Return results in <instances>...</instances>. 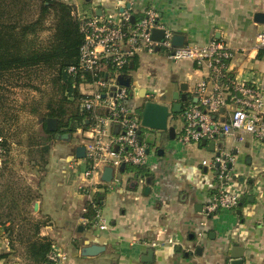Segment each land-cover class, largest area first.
<instances>
[{
  "label": "crops",
  "instance_id": "crops-1",
  "mask_svg": "<svg viewBox=\"0 0 264 264\" xmlns=\"http://www.w3.org/2000/svg\"><path fill=\"white\" fill-rule=\"evenodd\" d=\"M64 1L78 15L87 16L103 15L109 10L115 13L128 3L136 16L153 8L159 14V22L171 32V38L179 35L182 44L197 45L213 38L220 40L227 47L240 49L231 63L232 75L240 79L254 75L257 80L264 76V48L254 47L256 33L264 29V18L262 22L255 21L254 15H264V0ZM162 50L156 48L153 53ZM141 52L151 54L140 51L134 56L137 63L131 60L126 69L134 82L132 106L141 113L140 106L146 99L171 105L173 93L180 90L182 83L187 84V97L181 110L188 100L198 102L194 88L207 76L206 69H197L190 60L194 76L190 82L186 69L175 67L180 60H171L164 51L166 64L159 71L157 87L150 88L149 76L156 70L145 65ZM139 70L148 76V84L137 80ZM140 88L145 89L144 97L139 94ZM229 108L222 107L212 116L225 120ZM180 112L167 122L175 128L174 139H169L164 131L152 143L144 140L149 148L147 170L151 178L136 177L129 169H112L109 181L102 179L104 171L99 177L87 178L85 156L75 157L76 146L82 144H73L72 137L66 139V147L62 148L67 152L59 154L49 165V173L41 182L40 197L35 201L37 214L50 220L41 228L40 235L51 239V247L57 252L67 254V259L58 264H230V254L240 248L243 264H264V142L250 136L235 140L229 135L233 142L228 150L232 168L224 183L222 177L214 176L210 163L215 154L206 145L174 142L182 124ZM241 145L249 150H243ZM202 160L208 164H202ZM147 185L149 192L145 194ZM220 191L236 194L240 199L238 205L207 214L212 194ZM86 203L97 205L98 218L97 213L91 219L84 215ZM101 223H105V228H100ZM235 242L239 243L236 248ZM90 244L104 249L95 255H82V248ZM0 249V253L11 251L4 236H0ZM17 254L0 259V264H28L22 254Z\"/></svg>",
  "mask_w": 264,
  "mask_h": 264
},
{
  "label": "built area",
  "instance_id": "built-area-1",
  "mask_svg": "<svg viewBox=\"0 0 264 264\" xmlns=\"http://www.w3.org/2000/svg\"><path fill=\"white\" fill-rule=\"evenodd\" d=\"M128 5H123L118 12L109 10L103 15L87 16L74 12L81 21L83 42L79 49L78 66H70L68 71L91 72L95 77L91 82L79 83L83 94L80 111L85 114V125L74 132L85 149V177H99L107 167L115 172L129 167L147 169L149 166L147 145L138 134L142 127L141 113L131 105V88L117 82L118 76L128 73L124 67L143 50L152 53L156 48L163 49L173 61L190 59L197 69L207 70L205 79L194 88L198 102L188 100L180 112L182 124L175 143L215 142L219 136L230 134L235 140L250 136L264 142V76L258 80L254 75L240 79L231 74L232 60L240 49L227 47L214 38L203 45L173 46L172 34L159 22L155 9H145L140 16H136L131 4ZM132 15L135 16L133 22ZM153 28L164 29L162 41L152 39ZM254 47L264 48V29L256 33ZM225 106L230 107L225 120L212 116ZM216 160L220 158L214 155L210 167L214 168ZM228 160L232 162L231 156ZM220 162L221 169H224L226 161ZM201 163L208 164L206 160ZM237 203L236 194L220 191L209 200L206 213L234 208ZM105 226L101 223L100 228ZM47 258L50 263L58 264L67 259V254L51 247Z\"/></svg>",
  "mask_w": 264,
  "mask_h": 264
},
{
  "label": "trees",
  "instance_id": "trees-1",
  "mask_svg": "<svg viewBox=\"0 0 264 264\" xmlns=\"http://www.w3.org/2000/svg\"><path fill=\"white\" fill-rule=\"evenodd\" d=\"M80 23L74 7L64 0H0V80H9L10 76L19 77L21 74L26 77L22 83L24 86L40 92L37 99L23 104L24 110L39 117L42 124L41 133L27 136L24 141L28 150L27 161L35 173L48 164L51 141H66L67 138H56L57 134L68 133L73 137L76 129L85 125V114L80 111L83 94L79 83L91 82L95 77L91 72L68 71L70 66H78L79 49L83 42ZM46 29L50 34L41 41L40 32ZM132 63H137L134 57ZM108 69L111 70L110 66ZM39 70L47 78L45 84L48 90H41L32 82L31 77L38 75ZM7 84L11 83L0 82V90L6 88ZM8 118L3 112L0 119V236L7 238L11 251L0 253V259L19 248L28 264L49 263L47 255L52 242L40 235V230L50 220L43 215L39 218L31 216L33 204L40 197L43 177L38 178L35 187H24L7 167L6 159L11 148L8 127L4 124ZM49 118L57 121L54 130L47 128ZM128 169L141 179L151 178L149 171L143 167ZM93 203L96 204V200ZM93 203L85 205L84 215L89 219L98 209ZM219 210L216 209L213 214Z\"/></svg>",
  "mask_w": 264,
  "mask_h": 264
},
{
  "label": "rangeland",
  "instance_id": "rangeland-1",
  "mask_svg": "<svg viewBox=\"0 0 264 264\" xmlns=\"http://www.w3.org/2000/svg\"><path fill=\"white\" fill-rule=\"evenodd\" d=\"M49 34L48 29L40 32L39 36L41 41L45 40ZM162 51L157 54H154L153 52L151 54H146L144 52L140 53L142 61H146L145 65L156 70V73L149 76L151 79L150 88L157 87L159 82V71L162 66L166 64V59L164 58L166 56V52ZM175 67L177 70H182L183 68L186 69L188 73L187 77H190L189 81H193V67L190 66V59H181L179 62H176ZM37 73L38 75H33L31 77L33 84L39 86L41 90H48V86L45 84V82H47V78L43 76L42 70H39ZM136 76H138L137 80L148 84V76L145 73L139 70L136 72ZM25 80L26 77L21 74L19 77L10 76L9 80H0V82L11 83L7 84L6 88L3 87V89L0 90V96H2V98H0V102H3V104L0 105V119L3 117V112H6L7 116H9L8 122L4 124L8 127L7 134L11 148L8 158L6 159L7 167L13 171L14 176L16 177L15 179L18 183L22 184L24 187H35L38 178L40 179L41 176L45 177L49 173V165L53 163L54 159H56L59 154L62 156L67 152L66 149L63 150L62 148L63 146L66 147L67 142L65 140H52L48 155L49 162L46 165L47 169H45L46 167H39L42 169L38 173H35V170L32 172V165L27 161L28 156L26 152L28 150H26L24 141L27 136H33L36 133H41L42 124L39 117L31 115L24 110L23 104L30 102L32 99H37L40 96V92L32 87L24 86L22 83L25 82ZM131 84L134 90V82H131ZM146 100L148 101L150 99ZM168 106L170 107V105ZM162 133H164V131L141 127L142 138L148 143L157 139ZM72 136V143H78L79 140L76 135L73 133ZM232 144V136L229 135L216 141V146L223 148L224 150H229ZM241 146L243 150H249V148L244 147V145ZM28 208H30V205ZM32 210L33 214L31 216H33V218H39V214H37L38 207L35 210L34 207H32ZM15 252L18 253V256H21L22 254L19 248Z\"/></svg>",
  "mask_w": 264,
  "mask_h": 264
},
{
  "label": "water",
  "instance_id": "water-1",
  "mask_svg": "<svg viewBox=\"0 0 264 264\" xmlns=\"http://www.w3.org/2000/svg\"><path fill=\"white\" fill-rule=\"evenodd\" d=\"M129 5L127 4V7ZM122 10V9H121ZM264 18V15L262 13L257 12L254 15L255 21L262 22ZM135 19V16H131V22H133ZM163 35H164V29L161 28H153L151 30V37L155 41H162L163 40ZM182 36L179 35H174L172 38V45L173 46H178L182 44ZM117 82L125 87L131 88V77L128 75H120L117 77ZM186 89H187V84L182 83L180 86V90L175 91L173 93V103L170 105V107L166 104H159L157 102L153 101H145L141 106V126L146 127L149 129L153 130H161V131H167L169 139H174L175 137V128L174 126L167 125L168 118L171 117L173 114H177L181 111V106H182V101L186 99ZM139 94L141 97H144L145 95V89L140 88ZM57 126V121L54 118H49L47 120V128L50 130H54ZM138 134L141 140L144 141L141 135V128L138 130ZM67 138L70 139L71 135L68 133L64 134H57L56 138ZM153 140L152 142H154ZM147 142V141H146ZM149 142V143H152ZM201 145L207 146L208 150L210 152H214L215 156L219 157L220 160L226 161V167L224 169H221V162L220 160H216L214 162V176L216 177H222L223 182L225 183L226 180L229 177V172L231 171L232 168V162L228 160V150H224L223 148L220 147H215L214 141H209L206 143L205 140H201ZM146 152H149V148L147 146ZM161 153V152H158ZM85 155V149L83 145H78L75 148V157L76 158H83ZM112 176V169L110 167H107L104 169L103 173V178L104 180H111ZM232 178H235V176H232ZM147 183L150 182L149 179L146 180ZM149 192V186H145L144 188V193L148 194ZM201 205V204H200ZM34 210L37 209L38 204L37 202L34 203ZM239 246V243H234L233 247L236 248ZM103 246H100L98 244H90L87 246H84L81 250V254L84 256H91L95 255L101 250H103ZM152 251H148V257H150ZM231 260L230 264H243V248H240V250L236 253H231L230 254Z\"/></svg>",
  "mask_w": 264,
  "mask_h": 264
}]
</instances>
